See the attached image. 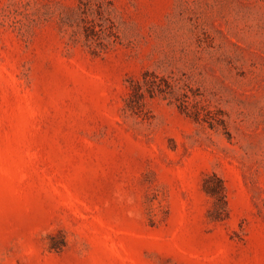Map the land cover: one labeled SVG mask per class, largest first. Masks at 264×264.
<instances>
[{"label": "rangeland", "instance_id": "obj_1", "mask_svg": "<svg viewBox=\"0 0 264 264\" xmlns=\"http://www.w3.org/2000/svg\"><path fill=\"white\" fill-rule=\"evenodd\" d=\"M0 264H264V0H0Z\"/></svg>", "mask_w": 264, "mask_h": 264}, {"label": "trees", "instance_id": "obj_2", "mask_svg": "<svg viewBox=\"0 0 264 264\" xmlns=\"http://www.w3.org/2000/svg\"><path fill=\"white\" fill-rule=\"evenodd\" d=\"M142 83L140 81H133L132 83V94L130 98L128 99V105L130 108H133L134 102L137 101V99L142 95L141 90H142ZM215 180H217V185L215 187H208L207 192L209 195L212 197L218 199L221 201V206L217 208L216 210V216L214 217L215 220H221L222 219V214L223 212L228 213V202H227V197H226V188L223 183V180L218 178L216 175L214 176ZM223 211V212H221Z\"/></svg>", "mask_w": 264, "mask_h": 264}]
</instances>
